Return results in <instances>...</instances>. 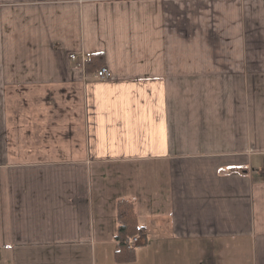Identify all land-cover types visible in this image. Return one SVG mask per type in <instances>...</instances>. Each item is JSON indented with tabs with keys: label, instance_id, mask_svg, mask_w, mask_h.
I'll return each instance as SVG.
<instances>
[{
	"label": "crops",
	"instance_id": "0c3cea01",
	"mask_svg": "<svg viewBox=\"0 0 264 264\" xmlns=\"http://www.w3.org/2000/svg\"><path fill=\"white\" fill-rule=\"evenodd\" d=\"M0 264H264V0H0Z\"/></svg>",
	"mask_w": 264,
	"mask_h": 264
},
{
	"label": "trees",
	"instance_id": "16d2710c",
	"mask_svg": "<svg viewBox=\"0 0 264 264\" xmlns=\"http://www.w3.org/2000/svg\"><path fill=\"white\" fill-rule=\"evenodd\" d=\"M104 56L102 54L91 55L86 60L87 70L90 62H97L99 64V68L103 65ZM96 68L92 71L98 70ZM118 219L120 221L119 231L117 234V241H119V249L116 253V259L118 261H131L135 258V250L137 246H141L144 244L145 240L140 241L138 244L133 247L130 246L129 240L134 237H139L145 233V229L140 227L137 222V215H135L133 203L129 200H122L118 202Z\"/></svg>",
	"mask_w": 264,
	"mask_h": 264
},
{
	"label": "built area",
	"instance_id": "2783aa9c",
	"mask_svg": "<svg viewBox=\"0 0 264 264\" xmlns=\"http://www.w3.org/2000/svg\"><path fill=\"white\" fill-rule=\"evenodd\" d=\"M82 62H86V60L88 59V57L86 56V54H82L81 56ZM79 58V56L77 54H73L71 56V59L73 61H76ZM108 73H109V69L107 66H102L100 67L98 70H96L94 73L91 74V78L93 79H97V80H104L106 78H108ZM130 242V246H134L136 245V243L138 244L140 242L139 237H134L132 239L129 240Z\"/></svg>",
	"mask_w": 264,
	"mask_h": 264
},
{
	"label": "rangeland",
	"instance_id": "374dc122",
	"mask_svg": "<svg viewBox=\"0 0 264 264\" xmlns=\"http://www.w3.org/2000/svg\"><path fill=\"white\" fill-rule=\"evenodd\" d=\"M12 106H13V104H12ZM15 144H13L12 146H14ZM12 149H13V147H12ZM141 241V240H140Z\"/></svg>",
	"mask_w": 264,
	"mask_h": 264
}]
</instances>
